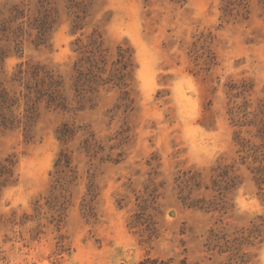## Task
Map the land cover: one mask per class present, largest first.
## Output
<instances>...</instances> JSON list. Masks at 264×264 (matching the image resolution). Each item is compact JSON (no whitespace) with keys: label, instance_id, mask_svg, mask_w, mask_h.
Returning <instances> with one entry per match:
<instances>
[{"label":"rangeland","instance_id":"1","mask_svg":"<svg viewBox=\"0 0 264 264\" xmlns=\"http://www.w3.org/2000/svg\"><path fill=\"white\" fill-rule=\"evenodd\" d=\"M261 176L264 0H0V264H264Z\"/></svg>","mask_w":264,"mask_h":264},{"label":"trees","instance_id":"2","mask_svg":"<svg viewBox=\"0 0 264 264\" xmlns=\"http://www.w3.org/2000/svg\"><path fill=\"white\" fill-rule=\"evenodd\" d=\"M35 71H37L35 74L41 72V70H39V69H36ZM44 74H45L46 78H48L49 80L51 79V76H49V75L46 74V73H44ZM35 84H37V83H35ZM39 87H41V86L39 85ZM37 89H39V88H37ZM37 89H36V87H35V91H37ZM256 179H258V180H257L258 183H261V181H262L264 178L261 176V177L256 178ZM139 264H167V263L162 262V261H159V260H157V259H153V260H151V259L148 258V259L143 260V261L140 262Z\"/></svg>","mask_w":264,"mask_h":264}]
</instances>
